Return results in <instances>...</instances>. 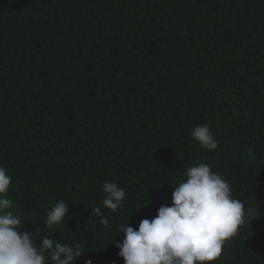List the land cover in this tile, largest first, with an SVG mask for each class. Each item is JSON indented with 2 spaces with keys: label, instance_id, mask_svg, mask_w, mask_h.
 Returning <instances> with one entry per match:
<instances>
[{
  "label": "trees",
  "instance_id": "trees-1",
  "mask_svg": "<svg viewBox=\"0 0 264 264\" xmlns=\"http://www.w3.org/2000/svg\"><path fill=\"white\" fill-rule=\"evenodd\" d=\"M203 124L217 149L192 137ZM200 163L252 209L212 264H264V0H0V167L37 247L124 264L119 225L171 206ZM105 181L126 192L115 212Z\"/></svg>",
  "mask_w": 264,
  "mask_h": 264
},
{
  "label": "clouds",
  "instance_id": "clouds-1",
  "mask_svg": "<svg viewBox=\"0 0 264 264\" xmlns=\"http://www.w3.org/2000/svg\"><path fill=\"white\" fill-rule=\"evenodd\" d=\"M191 135L206 150L218 147L207 124L196 126ZM184 175L186 179L172 186L171 206L162 205L153 219H142L138 228L131 223L119 225L124 239L115 246L124 264H212L221 256L224 242L246 222L252 209L245 210V205L232 196L229 182L209 164L188 167ZM10 183L6 169L0 167V264H76L83 255L79 244L65 246L44 236L37 247L33 234L21 231V214L11 210L13 202L6 198ZM102 191L103 206L113 212L126 197L125 190L113 182L105 181ZM68 206L61 200L51 207L46 225H61L69 217ZM90 212L105 228L109 226L99 207Z\"/></svg>",
  "mask_w": 264,
  "mask_h": 264
}]
</instances>
